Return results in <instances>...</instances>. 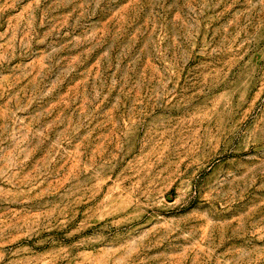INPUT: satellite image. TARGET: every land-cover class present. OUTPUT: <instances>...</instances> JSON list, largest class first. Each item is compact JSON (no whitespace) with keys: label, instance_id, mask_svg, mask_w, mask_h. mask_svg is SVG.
<instances>
[{"label":"rangeland","instance_id":"374dc122","mask_svg":"<svg viewBox=\"0 0 264 264\" xmlns=\"http://www.w3.org/2000/svg\"><path fill=\"white\" fill-rule=\"evenodd\" d=\"M0 264H264V0H0Z\"/></svg>","mask_w":264,"mask_h":264}]
</instances>
